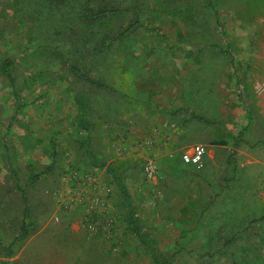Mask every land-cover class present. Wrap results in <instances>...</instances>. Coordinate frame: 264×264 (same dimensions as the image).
<instances>
[{
  "label": "rangeland",
  "instance_id": "rangeland-1",
  "mask_svg": "<svg viewBox=\"0 0 264 264\" xmlns=\"http://www.w3.org/2000/svg\"><path fill=\"white\" fill-rule=\"evenodd\" d=\"M214 2L216 17L204 0H0V264H153L125 228L108 167L123 178L155 253L174 252L172 264H264V0ZM97 7L120 11L82 16ZM134 13L158 31L120 36ZM153 132L165 144L148 183L143 160L120 149ZM196 143L206 147L200 166L181 160ZM89 152L104 165L93 167ZM66 154L113 188L115 248L75 216L54 221ZM19 187L35 229L6 257L2 246L23 218Z\"/></svg>",
  "mask_w": 264,
  "mask_h": 264
},
{
  "label": "built area",
  "instance_id": "built-area-1",
  "mask_svg": "<svg viewBox=\"0 0 264 264\" xmlns=\"http://www.w3.org/2000/svg\"><path fill=\"white\" fill-rule=\"evenodd\" d=\"M119 141L120 144L126 142L125 139ZM164 144L163 137L153 132L148 136H136L128 146L121 147L120 153H137L143 160L141 165L145 181L155 183L158 175L155 152ZM205 153L206 147L196 143L181 154V160L200 166ZM51 195L54 221L75 216L81 229L89 237L98 238L108 244L109 248H115L119 242V211L113 202V188L95 170L76 166L72 155L66 154L58 183Z\"/></svg>",
  "mask_w": 264,
  "mask_h": 264
},
{
  "label": "trees",
  "instance_id": "trees-1",
  "mask_svg": "<svg viewBox=\"0 0 264 264\" xmlns=\"http://www.w3.org/2000/svg\"><path fill=\"white\" fill-rule=\"evenodd\" d=\"M55 1L59 2L61 0H55ZM204 2L206 3V6L209 8L210 12L214 15V17H216V8H215L214 0H204ZM117 11H120V9H118V8H107V7H97L95 10H89V11L84 12L82 14V16L88 21H95V20L103 18L107 15L113 14ZM138 28L146 29L149 31H155V32L158 31L157 28H153V27L142 24L139 21L137 15L134 13L133 21L128 26H126L120 32L119 35L122 37L127 36V35L131 34L132 32H134ZM214 46L215 45H213V47ZM202 51H203L202 48H197L195 50H185V57L188 59L194 58V57L200 55L202 53ZM4 64H5V67L3 68L4 69L3 73L8 76L9 72H10L9 70H10V67L12 64L10 61H5ZM71 69L78 77L85 79L91 83H94L98 86H101V84H98V83L90 80L85 74H83L77 68L72 67ZM239 79H240V82H242L244 84L243 88H242V95L244 96V98H247L249 90H248V87L246 84L245 73H242V75L240 76ZM196 119L199 122H202V123L207 124V125L214 123L211 120L204 118V117H201V116L196 117ZM242 137H243L242 131L233 137L234 145L236 148H238L240 146ZM88 155L91 158L93 167L98 168V167H101L104 165L103 162L98 161L96 159V157L93 153L89 152ZM107 171L111 176L112 182L119 189L121 198L123 200V206L125 209V228L127 229V231L130 232L132 235H134L137 238V240L146 249H148L150 251L153 264H172L174 259H175L174 258L175 257L174 252H169L165 255L156 254L151 243H150V241L142 233L138 216H137L135 208L131 202V197H130V194L127 190L126 185L124 184L123 178L120 176L119 173L115 172L114 170L110 169L109 167L107 168ZM39 177H40L39 173L32 174L28 180V183L33 184ZM19 190H20L22 204H23V211H22L23 218L21 221V225L19 227L18 234L12 239V241L8 245L2 246L4 249V253H5L6 257L12 256L14 253L15 246L19 242L25 240L29 236L30 232L35 229V224H34L33 220L31 219L30 206L28 203V197H27L26 190L23 187H19ZM232 241H233L232 239L228 240L226 242V245L230 244Z\"/></svg>",
  "mask_w": 264,
  "mask_h": 264
}]
</instances>
